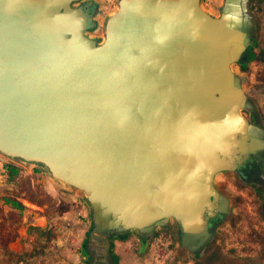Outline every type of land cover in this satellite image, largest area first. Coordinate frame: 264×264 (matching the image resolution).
<instances>
[{"label":"water","instance_id":"95a60500","mask_svg":"<svg viewBox=\"0 0 264 264\" xmlns=\"http://www.w3.org/2000/svg\"><path fill=\"white\" fill-rule=\"evenodd\" d=\"M77 1L0 0V152L77 192L94 221L175 218L194 240L245 131L238 19L203 0H118L94 33Z\"/></svg>","mask_w":264,"mask_h":264},{"label":"flooded vegetation","instance_id":"af4514ba","mask_svg":"<svg viewBox=\"0 0 264 264\" xmlns=\"http://www.w3.org/2000/svg\"><path fill=\"white\" fill-rule=\"evenodd\" d=\"M76 3L93 18L91 27L102 25L103 2ZM214 6L210 8L214 15L225 12L234 16L244 33L233 72L240 91L245 131L241 144L221 154L223 161L215 179V194L204 209V228L194 240H185L182 226L175 218L163 217L132 231L104 225L102 220L94 221L90 214L78 264H120L123 257L117 250L118 244L123 240H129L130 245L138 243L137 253H144L160 230L175 242L177 259L200 264H249L238 260L243 258L228 241L231 232L228 227L237 228L253 217L264 221V0H217Z\"/></svg>","mask_w":264,"mask_h":264},{"label":"rangeland","instance_id":"374dc122","mask_svg":"<svg viewBox=\"0 0 264 264\" xmlns=\"http://www.w3.org/2000/svg\"><path fill=\"white\" fill-rule=\"evenodd\" d=\"M100 1L103 2L104 15L101 17L102 25L94 33H102L107 14L116 9L118 2ZM214 7L213 4L212 9ZM30 175L36 182L46 178L47 173L41 166H25L20 179L14 181L5 179L3 192L6 196L20 197L25 202L26 208L21 211L22 214L29 209L28 200H39L38 196L40 202H46L44 213L48 223L40 227L48 230L49 234L45 232L43 235L30 229L32 224L27 225L26 222L5 233V236L1 233L0 250L4 257L0 264H78L81 259L82 241L90 221L89 206L77 192L55 184L51 192H44L46 188L43 187L40 195H37L36 190L31 187ZM228 229L231 231L228 233L229 243H233L236 253L242 255L240 257L243 259H238L239 261L264 264L263 219L253 217L249 221L241 222L237 228ZM160 234L152 239L149 249L144 253H137L138 243L130 245L129 240H123L117 245V250L123 257L120 264H200L189 259H177V247L173 239L162 230ZM16 237H20V242L25 245L20 252L8 248L9 241ZM247 257L250 259H245Z\"/></svg>","mask_w":264,"mask_h":264},{"label":"crops","instance_id":"0c3cea01","mask_svg":"<svg viewBox=\"0 0 264 264\" xmlns=\"http://www.w3.org/2000/svg\"><path fill=\"white\" fill-rule=\"evenodd\" d=\"M216 3L217 0H214ZM32 180V188L40 195L42 188L45 187L46 189L44 192H51V188L53 187L54 183L52 180L46 176V178H42L39 181L33 179L32 175L29 176ZM20 181V180H19ZM40 184V185H39ZM44 185V186H43ZM4 187H5V180H0V235L1 233L5 236L7 232L12 231L16 226L20 227L22 222H26L27 225H37V226H45L48 223L47 216L44 213L45 208L47 207V203L40 202V197L37 196L39 200H28L29 209L25 210L23 214L21 213L22 210L12 207L5 199L10 198L11 196L4 195ZM45 194V193H44ZM46 195V194H45ZM42 196V194H41ZM20 201L22 199L20 197H14ZM25 205V202L22 201ZM19 229V228H18ZM2 247L0 246V249ZM8 248L13 249L15 251L20 252L25 248V245L20 242V237L13 238L8 243ZM3 252L0 250V261H3L2 258L4 257ZM9 260V259H6Z\"/></svg>","mask_w":264,"mask_h":264},{"label":"trees","instance_id":"16d2710c","mask_svg":"<svg viewBox=\"0 0 264 264\" xmlns=\"http://www.w3.org/2000/svg\"><path fill=\"white\" fill-rule=\"evenodd\" d=\"M24 165L19 164L17 162L14 161H9L6 163V179L10 180V181H14V180H18L21 178V174L22 171L24 169ZM33 199V198H32ZM12 207L18 208L20 210H23L26 208V205L23 204L22 201L14 198V197H10V198H6L5 199ZM30 229L35 230L37 232L42 233L43 235L45 234V232L47 234H49L48 230H46L43 227L37 226V225H32L30 226ZM38 250V249H37ZM36 250V251H37ZM35 252V251H34Z\"/></svg>","mask_w":264,"mask_h":264},{"label":"built area","instance_id":"2783aa9c","mask_svg":"<svg viewBox=\"0 0 264 264\" xmlns=\"http://www.w3.org/2000/svg\"><path fill=\"white\" fill-rule=\"evenodd\" d=\"M203 2H204V5L206 7H208L209 9L212 8L213 4L215 5L214 0H203ZM9 161H14V162L21 164L17 160L12 159V158L6 156L5 154H3L2 152H0V180L1 181L6 179V175H7L6 174V163Z\"/></svg>","mask_w":264,"mask_h":264}]
</instances>
